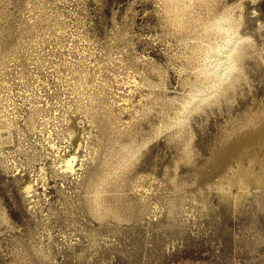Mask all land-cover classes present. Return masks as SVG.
<instances>
[{"label":"rangeland","instance_id":"1","mask_svg":"<svg viewBox=\"0 0 264 264\" xmlns=\"http://www.w3.org/2000/svg\"><path fill=\"white\" fill-rule=\"evenodd\" d=\"M253 147L264 0H0V264H264Z\"/></svg>","mask_w":264,"mask_h":264},{"label":"bare ground","instance_id":"2","mask_svg":"<svg viewBox=\"0 0 264 264\" xmlns=\"http://www.w3.org/2000/svg\"><path fill=\"white\" fill-rule=\"evenodd\" d=\"M217 21V20H216ZM215 21V23L214 24H212L211 25V28H216V29H219V27H221V31H222V29H224V34H226L225 32H227V34L229 33V32H231V29L230 30H226V27L225 26H223V23H226V22H224V20H218L217 22ZM209 29V28H208ZM220 30V29H219ZM209 31V30H208ZM217 31V30H216ZM238 31V30H237ZM236 31V32H237ZM218 32V31H217ZM235 33V32H234ZM226 34V36L228 37V40L227 41H225V42H227V43H225V45H220L219 47H215V46H212V47H210L209 49H208V53L206 52V57H208L209 55H211V54H213V56L214 57H216V58H220V60H221V58L223 59V57L224 58H226V61L225 62H227V63H225V64H222L223 65V67H225L226 68V73L223 75V76H225V81H227L228 80V78H230L229 76V74L233 71L234 72V69H235V65H236V58H235V53L238 51V49H237V45L235 44V42H237L236 41V39H235V42H232L231 41V39L234 37V35L236 36V34H233L232 35V38H230V36L229 35H227ZM230 34V33H229ZM237 37V36H236ZM230 38V39H229ZM238 39V38H237ZM216 41V40H215ZM234 43V44H233ZM239 43V42H238ZM240 44V43H239ZM234 45V46H233ZM207 50V49H206ZM224 55V56H223ZM227 56V57H226ZM204 59V58H203ZM210 59V58H209ZM219 60V59H218ZM223 60H221V62H222ZM220 62V61H219ZM219 65H220V63H218ZM213 65V64H212ZM221 65V66H222ZM229 68H228V67ZM214 67V66H213ZM220 67V66H219ZM217 68H218V66H217ZM211 69H213V68H211ZM218 70V69H217ZM207 71V70H206ZM214 71V70H213ZM236 71H237V69H236ZM208 72V71H207ZM207 72H205V73H207ZM210 73H211V71H210ZM213 73H215V72H213ZM212 73V74H213ZM217 73H215L214 75H216ZM204 75V74H203ZM213 75V76H214ZM217 76H218V78H217ZM216 76V78H217V83L219 82L220 84H222L221 83V81H223V79L221 80V77L219 78V75H217ZM220 80V81H219ZM217 84V86L218 85H220V84ZM215 87V86H214ZM213 87V88H214ZM219 87V86H218ZM221 87H222V85H221ZM216 89H217V87H216ZM199 96V95H198ZM193 97V96H192ZM200 98V97H199ZM196 100V99H195ZM193 102V101H192ZM193 104H194V102H193ZM192 104V105H193ZM192 109H193V107H192ZM190 112V111H189ZM188 112V113H189ZM186 116H187V114H186ZM181 121V120H180ZM53 146V145H52ZM252 152L250 153L251 154V161H252V167L253 166H255L256 168H260V167H262V169L260 170V173L256 176V179H257V181L256 182H258V185H260L262 182H264V163L262 162L263 160H264V156H262L260 153H258L257 152V150H256V148L255 147H253L252 149ZM228 159V158H227ZM77 160H76V158L74 157V156H69V157H67L66 159H63L62 161H61V165H62V167H61V171H65V172H73L74 171V165H75V162H76ZM230 165V164H229ZM254 167V168H255ZM253 169V168H252ZM62 172V173H63ZM243 176H245L246 178H244V179H242L240 182H238L237 180H235V179H233V178H231L230 179V182L229 183H231L232 185H237L238 187L239 186H242L243 185V183L245 184V183H247L248 181H249V174L247 173V172H245L244 173V175ZM255 176V175H254ZM26 188V190L28 191V193L31 191V185H28V186H26L25 187ZM240 188V187H239ZM241 192V191H240ZM32 193V192H31ZM239 196L241 197L242 196V193H239Z\"/></svg>","mask_w":264,"mask_h":264}]
</instances>
